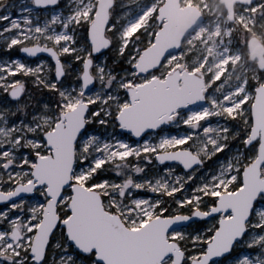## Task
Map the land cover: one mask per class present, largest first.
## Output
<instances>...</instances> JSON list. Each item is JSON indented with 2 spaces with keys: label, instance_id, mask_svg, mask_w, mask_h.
Segmentation results:
<instances>
[{
  "label": "snow or ice",
  "instance_id": "obj_1",
  "mask_svg": "<svg viewBox=\"0 0 264 264\" xmlns=\"http://www.w3.org/2000/svg\"><path fill=\"white\" fill-rule=\"evenodd\" d=\"M114 4L0 0V264H264V66L197 87Z\"/></svg>",
  "mask_w": 264,
  "mask_h": 264
},
{
  "label": "rangeland",
  "instance_id": "obj_2",
  "mask_svg": "<svg viewBox=\"0 0 264 264\" xmlns=\"http://www.w3.org/2000/svg\"><path fill=\"white\" fill-rule=\"evenodd\" d=\"M153 1L155 11L143 17ZM14 2L19 4L20 0ZM164 3L165 0H115L112 15L119 17L120 24H133L132 31L143 23L157 33L161 28L159 9ZM181 3L196 6L205 16V22L186 36L181 50L171 54L174 66H179L182 72H200L205 84L218 74L220 84L214 82L209 87L223 85L227 88L235 85L238 79H250L253 73L259 72L258 61L251 58L248 44L253 36L264 44V0H256L251 5L236 4L233 20L221 0H181ZM13 13L17 14L15 8ZM136 21L139 23H133ZM218 22L221 30L215 33ZM223 43L228 47H221ZM226 53H229L228 58L236 55V59L224 63ZM220 68H223V74H220Z\"/></svg>",
  "mask_w": 264,
  "mask_h": 264
},
{
  "label": "water",
  "instance_id": "obj_3",
  "mask_svg": "<svg viewBox=\"0 0 264 264\" xmlns=\"http://www.w3.org/2000/svg\"><path fill=\"white\" fill-rule=\"evenodd\" d=\"M225 4L230 20L234 19L236 4L251 5L256 0H221ZM158 21L161 28L158 30L156 42L149 49L150 59H159L161 55L176 53L182 48L186 36L205 22V16L194 5H182L181 0H165L159 9ZM249 51L252 59L258 61V66H264V44L258 37L249 40ZM181 70V68H179ZM190 83L197 87L205 85L204 76L200 72H188Z\"/></svg>",
  "mask_w": 264,
  "mask_h": 264
},
{
  "label": "bare ground",
  "instance_id": "obj_4",
  "mask_svg": "<svg viewBox=\"0 0 264 264\" xmlns=\"http://www.w3.org/2000/svg\"><path fill=\"white\" fill-rule=\"evenodd\" d=\"M154 11H155V1H153V3L150 6H148V8L145 10L143 17H147L149 14L153 13ZM219 25H220V22L217 23L216 28H215V30L213 32H215V33H219L220 32L221 29H220V26ZM221 47L227 48L228 45H227V43H223L221 45ZM228 54L229 53H226L225 56H224V58H223V62L224 63H230L233 59H236V55H232V58H228ZM220 69H221L220 74L221 73L223 74V68H220ZM217 77H220V76L217 74L213 80H210L207 83V85L209 86V85L213 84L214 82H216V78Z\"/></svg>",
  "mask_w": 264,
  "mask_h": 264
},
{
  "label": "flooded vegetation",
  "instance_id": "obj_5",
  "mask_svg": "<svg viewBox=\"0 0 264 264\" xmlns=\"http://www.w3.org/2000/svg\"><path fill=\"white\" fill-rule=\"evenodd\" d=\"M236 8V7H235Z\"/></svg>",
  "mask_w": 264,
  "mask_h": 264
}]
</instances>
